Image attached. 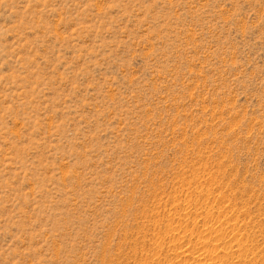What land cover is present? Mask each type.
Wrapping results in <instances>:
<instances>
[{
	"label": "rangeland",
	"instance_id": "374dc122",
	"mask_svg": "<svg viewBox=\"0 0 264 264\" xmlns=\"http://www.w3.org/2000/svg\"><path fill=\"white\" fill-rule=\"evenodd\" d=\"M212 223L264 264V0H0V264L192 263Z\"/></svg>",
	"mask_w": 264,
	"mask_h": 264
},
{
	"label": "bare ground",
	"instance_id": "6f19581e",
	"mask_svg": "<svg viewBox=\"0 0 264 264\" xmlns=\"http://www.w3.org/2000/svg\"><path fill=\"white\" fill-rule=\"evenodd\" d=\"M222 226H221V224H220V226H218V225L216 226V225H213V223H212V225L207 226L206 228H204V231H202V234L200 235V240L201 241H200V244H199L198 247H196L194 250H191V249L190 250L186 249L185 251L183 250L181 252V254H180V252L179 253L175 252V253H177V255H175V257L176 256H178L179 258L180 257L181 258L189 257L190 259H192V263H187V262L183 263L181 260L177 261V262H175V261L173 262L172 261L173 263L172 262L171 263L172 264H236V263L231 262V260H230V259H232V256L235 254L234 252H233L234 253L233 254L232 251H230L232 248H234L235 244L232 243V241H227V240H225L224 237L223 238L221 237L224 233H226L225 232L226 229L222 228ZM230 231H232V230H230ZM235 231H236V227L234 226L233 227V232H235ZM231 243L234 244V245H232ZM240 246L241 245L238 244L239 254H237V256H238V259L240 261H244L243 259H245L244 257H246V256L243 255V250L245 248L243 247L244 248L243 249ZM219 251H221L223 253V255H219L220 254V253H218ZM244 254H246V252H244ZM169 257H167V258H169ZM250 258H251V256H250ZM170 260H172V258ZM239 260H238V262H239ZM233 261L235 262L234 259H233ZM240 263L242 264V262H240Z\"/></svg>",
	"mask_w": 264,
	"mask_h": 264
}]
</instances>
